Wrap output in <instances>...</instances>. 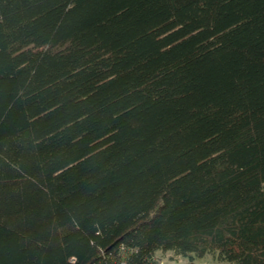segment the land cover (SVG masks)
Masks as SVG:
<instances>
[{
	"label": "trees",
	"instance_id": "1",
	"mask_svg": "<svg viewBox=\"0 0 264 264\" xmlns=\"http://www.w3.org/2000/svg\"><path fill=\"white\" fill-rule=\"evenodd\" d=\"M207 254L264 264V0H0V264Z\"/></svg>",
	"mask_w": 264,
	"mask_h": 264
},
{
	"label": "rangeland",
	"instance_id": "2",
	"mask_svg": "<svg viewBox=\"0 0 264 264\" xmlns=\"http://www.w3.org/2000/svg\"><path fill=\"white\" fill-rule=\"evenodd\" d=\"M172 253H169L168 255L170 256ZM169 256H165L163 258L162 264H190V261L188 258L181 257L178 260H171L169 259ZM196 264H225L224 262L220 261L219 259H216L210 254L205 255L202 258H197L195 260Z\"/></svg>",
	"mask_w": 264,
	"mask_h": 264
},
{
	"label": "built area",
	"instance_id": "3",
	"mask_svg": "<svg viewBox=\"0 0 264 264\" xmlns=\"http://www.w3.org/2000/svg\"><path fill=\"white\" fill-rule=\"evenodd\" d=\"M162 264V263H161Z\"/></svg>",
	"mask_w": 264,
	"mask_h": 264
}]
</instances>
